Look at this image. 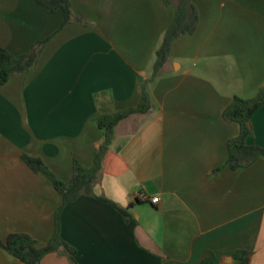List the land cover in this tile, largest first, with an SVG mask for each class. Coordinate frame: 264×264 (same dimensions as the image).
I'll use <instances>...</instances> for the list:
<instances>
[{"label":"crops","instance_id":"obj_1","mask_svg":"<svg viewBox=\"0 0 264 264\" xmlns=\"http://www.w3.org/2000/svg\"><path fill=\"white\" fill-rule=\"evenodd\" d=\"M192 1L195 32L173 41L148 85L151 110L116 125L93 186L95 195L128 207V221L87 195L60 213L77 264H198L210 253L235 264L239 249L251 252L246 264H264V157L223 166L239 126L222 116L233 96L252 97L264 84V0ZM70 4L82 20L59 29L60 9L0 0V47L18 56L50 37L33 68L0 86L2 241L20 232L44 245L61 203L49 179L20 156L40 158L63 182L74 163L89 167L103 139L97 115L137 105L174 17L163 0ZM251 124L246 142L264 147V103ZM0 264L24 263L0 247ZM39 264L71 263L51 252Z\"/></svg>","mask_w":264,"mask_h":264},{"label":"trees","instance_id":"obj_2","mask_svg":"<svg viewBox=\"0 0 264 264\" xmlns=\"http://www.w3.org/2000/svg\"><path fill=\"white\" fill-rule=\"evenodd\" d=\"M36 3L48 12L60 9L63 19L59 29L71 21H81L70 4V0H35ZM174 7V17L162 34L161 41L155 50L152 71L149 77L142 81L141 95L135 107L113 113L100 112L95 121L103 130V139L96 149L92 164L89 167L74 163L73 171L67 182L58 180L46 167L43 161L34 156L22 154L21 160L34 172L43 173L51 182L53 188L60 194L61 203L53 213V232L44 245L27 233H10L5 240H0V247L6 250L24 264H39L41 259L51 252H58L68 257L71 264L75 261V248L67 243L60 233V213L64 207L81 195L94 197L117 210L125 221H128V207H122L104 195H95L93 186L102 169L104 157L114 138V129L123 119L135 113H147L152 108L151 95L148 85L160 74L164 63L168 60L173 41L183 35L195 32L199 23V11L192 0H163ZM50 39L38 41L25 53L14 55L9 50L0 47V86L4 85L13 74L23 73L33 68L37 58ZM264 103V84L257 93L249 98L233 96L229 105L223 110L222 116L227 122H234L239 126L237 136L227 140V157L223 166L237 169L250 165L258 157H264V147L257 144H248L246 139L253 135L251 124L252 114ZM221 167H217L215 171ZM137 201V200H135ZM251 257L248 250L239 249L233 253L235 264H246ZM220 256L210 253L198 264H220Z\"/></svg>","mask_w":264,"mask_h":264},{"label":"built area","instance_id":"obj_3","mask_svg":"<svg viewBox=\"0 0 264 264\" xmlns=\"http://www.w3.org/2000/svg\"><path fill=\"white\" fill-rule=\"evenodd\" d=\"M142 197L145 198L144 195H142ZM158 200H159L158 197H152V198L150 199V201H151L152 203H156V202H158Z\"/></svg>","mask_w":264,"mask_h":264}]
</instances>
